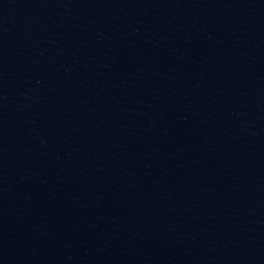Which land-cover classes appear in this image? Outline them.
I'll return each mask as SVG.
<instances>
[{"label":"water","instance_id":"1","mask_svg":"<svg viewBox=\"0 0 264 264\" xmlns=\"http://www.w3.org/2000/svg\"><path fill=\"white\" fill-rule=\"evenodd\" d=\"M0 264H264V0H0Z\"/></svg>","mask_w":264,"mask_h":264}]
</instances>
